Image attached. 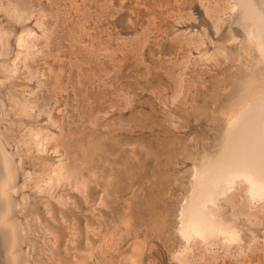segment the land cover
Returning <instances> with one entry per match:
<instances>
[{"label": "rangeland", "instance_id": "1", "mask_svg": "<svg viewBox=\"0 0 264 264\" xmlns=\"http://www.w3.org/2000/svg\"><path fill=\"white\" fill-rule=\"evenodd\" d=\"M231 2L0 0V146L13 173L16 264H179L192 166L219 152L221 112L264 95V58L246 36L242 1ZM32 130L54 138L38 150ZM112 142L120 150L109 154ZM59 157L72 175L47 187L41 178ZM244 184L208 203L236 239L217 236L213 254L194 234L186 264H264V197Z\"/></svg>", "mask_w": 264, "mask_h": 264}, {"label": "bare ground", "instance_id": "2", "mask_svg": "<svg viewBox=\"0 0 264 264\" xmlns=\"http://www.w3.org/2000/svg\"><path fill=\"white\" fill-rule=\"evenodd\" d=\"M236 1L238 2V0ZM240 1H242L241 4L244 6V9L241 8L245 11V16L242 14L243 16L241 15V17L244 19L242 20L244 24H242L245 25V32H247L246 36L249 41L255 43L259 48L260 55L264 58V0H239V2ZM229 5L231 4L228 3V6ZM24 34H29L28 30L26 33L22 32V34L18 35V46L22 47ZM176 97L175 95V98ZM221 113L225 116L226 122L220 150L215 156L210 157L202 155L200 164H194L192 166L189 174L188 193L185 196V201L180 205L178 213L179 225L177 230L184 238L185 243L175 251V257H178L179 264H186L188 262L186 260L187 256L185 258H183L184 256H180L183 252L190 250V246H188L187 243L194 234L205 239L204 243L207 246L204 247L203 250L213 252V254L215 252L213 246L216 245L217 236L219 239H224L225 241L236 239V229L230 223L222 219H216L208 203H215L220 195H227L226 197L229 200L231 196L230 193L232 192L229 193V197V194L226 193L234 187V183H237V181L245 183L243 185V190L252 198L256 199L258 197L257 199H259L264 197V95L242 98L238 102L227 107L226 110ZM135 126L137 127V125L133 127L135 128ZM130 128H128L127 131H129ZM125 132L124 130L123 133ZM128 134H130V132H128ZM31 135L34 136L32 140L38 150H42V147L54 138V134L48 133L47 131L43 133L39 130H32ZM3 147L0 146V164H2L3 168V171L0 169V264H16L17 257L14 246L17 241V230L13 222L8 219L7 216L11 205L9 202L10 197L8 198V191L9 188H11L9 182L12 180L13 173H11L10 154H8ZM132 147L134 148V146ZM107 149L109 150V154H113L120 150V146L118 142H112L107 145ZM52 150L55 153L57 152L56 148H52ZM49 163L50 162H48L47 167L48 171L45 172L46 177L41 178V182L47 187H51L53 183L57 181L60 182L59 180L61 179L66 180L70 177L69 175L71 172L66 168L67 166L65 167L64 160H62L61 157L57 158V162ZM114 172H116L115 176L118 180L110 183L114 191L121 194L125 190L127 183L125 181L122 182L125 178L122 170L115 168ZM91 173L92 176L95 175L94 172ZM140 176L141 173L133 174L129 183L139 182ZM53 179L57 181L53 182ZM77 181L82 187V190L85 191L87 189V179L83 176L79 180L76 179V182ZM114 184H117V186L114 187ZM158 184H160V182ZM139 201V199L136 200V202ZM99 202H103L102 196ZM134 209L135 207L132 206L131 210ZM210 237L211 239L208 240ZM195 243L201 244V241H196L193 244Z\"/></svg>", "mask_w": 264, "mask_h": 264}]
</instances>
